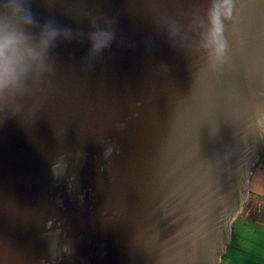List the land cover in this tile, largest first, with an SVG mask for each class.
Segmentation results:
<instances>
[{
  "label": "water",
  "instance_id": "water-1",
  "mask_svg": "<svg viewBox=\"0 0 264 264\" xmlns=\"http://www.w3.org/2000/svg\"><path fill=\"white\" fill-rule=\"evenodd\" d=\"M263 156L264 0H0V264H219Z\"/></svg>",
  "mask_w": 264,
  "mask_h": 264
},
{
  "label": "rangeland",
  "instance_id": "rangeland-1",
  "mask_svg": "<svg viewBox=\"0 0 264 264\" xmlns=\"http://www.w3.org/2000/svg\"><path fill=\"white\" fill-rule=\"evenodd\" d=\"M264 165V156L262 158ZM255 172L253 169L252 176ZM252 176L249 184H251ZM250 186V185H249ZM248 191L247 199L242 204V214L232 224V238L230 244L227 246L225 254L222 256L219 264H259L255 254H260L264 251V227L259 223H264L261 217L260 209L264 204L258 206V196L251 194ZM264 207V206H263ZM256 212V215L254 213ZM247 217L250 219L248 220ZM261 218V220H260ZM256 220V221H254Z\"/></svg>",
  "mask_w": 264,
  "mask_h": 264
},
{
  "label": "crops",
  "instance_id": "crops-1",
  "mask_svg": "<svg viewBox=\"0 0 264 264\" xmlns=\"http://www.w3.org/2000/svg\"><path fill=\"white\" fill-rule=\"evenodd\" d=\"M251 182L252 183L250 184V186H251V191L253 192L251 194L258 196L259 201H257V204H258V206H260L261 204H264V165L262 164V161H260L256 165L255 172L252 176ZM263 206L260 209L262 211L260 213L262 214L261 217L263 218V221H264V207ZM254 215H256V212L254 213ZM247 219L251 220V219H253V217L250 219L247 217ZM260 220H261V218H260ZM254 221H256V220H254ZM259 224H260V226L264 227V223L261 222ZM262 240H264V237L262 238ZM254 257H257L258 259H260L259 264H264V251H261L260 254H258V253L255 254Z\"/></svg>",
  "mask_w": 264,
  "mask_h": 264
},
{
  "label": "clouds",
  "instance_id": "clouds-1",
  "mask_svg": "<svg viewBox=\"0 0 264 264\" xmlns=\"http://www.w3.org/2000/svg\"><path fill=\"white\" fill-rule=\"evenodd\" d=\"M223 47V46H222Z\"/></svg>",
  "mask_w": 264,
  "mask_h": 264
}]
</instances>
